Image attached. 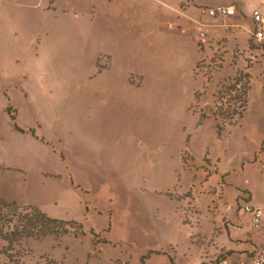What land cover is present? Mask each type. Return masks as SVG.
<instances>
[{
  "label": "rangeland",
  "instance_id": "374dc122",
  "mask_svg": "<svg viewBox=\"0 0 264 264\" xmlns=\"http://www.w3.org/2000/svg\"><path fill=\"white\" fill-rule=\"evenodd\" d=\"M254 2L264 14V4ZM87 23L88 31H97L98 22ZM12 26L18 27L17 34L0 37V110L14 115V127L22 117L24 124L33 122L35 128H42L40 138L50 149L45 169L57 171L72 183L77 195H71L68 202L75 205L71 208L76 213L87 217L81 220L83 236L68 232L58 238H26L20 246L6 245V254L17 257V264H107L110 260L113 264H180L191 260L182 254L185 244L179 246L177 255L162 244L171 237L173 242H189L187 232L198 240L199 233L209 237L213 231L208 226L214 220V191L199 195L198 177L192 178L189 160L201 159L211 171L220 150L227 153L225 163L249 160L246 166L264 173L262 142L241 129L233 132L244 117L240 124L230 126L226 118L202 112L192 93L196 84L191 73L182 74L183 66L168 64L169 54L154 53L153 38L143 32L132 36L138 48L132 68H125L124 63L108 66L107 57L98 53H103L102 42L94 34L64 38L53 59L61 67L48 68V63L39 65L43 59H35L34 30L19 20L7 27ZM51 78H56L54 98L44 97L41 84L50 83ZM19 87L33 95L32 101L17 100L22 98L16 95ZM23 147L32 151L29 143ZM2 149L7 153H0L4 161L0 176L12 174L23 181L25 172L35 174L18 168L22 162L7 136ZM5 192L22 201L39 197L30 184L23 190L15 183H0V196ZM80 206L82 212L77 209ZM61 215L66 217L67 212ZM89 237L92 241L86 242ZM211 259L214 253L203 256L202 263L214 264Z\"/></svg>",
  "mask_w": 264,
  "mask_h": 264
},
{
  "label": "crops",
  "instance_id": "0c3cea01",
  "mask_svg": "<svg viewBox=\"0 0 264 264\" xmlns=\"http://www.w3.org/2000/svg\"><path fill=\"white\" fill-rule=\"evenodd\" d=\"M239 1L241 0H0V37L4 34H17L18 27H7L12 20L26 22L29 30H34L36 38L35 59H43L39 65L48 63V68H56L61 66L58 65L59 62H53V59L56 60L55 56L59 55V43L64 38L94 34L102 42L103 53H98L107 57L108 66L111 63H124L125 68H132L138 60L135 52L138 50L137 43L132 44V36L143 32L147 38H153L155 46L152 45L151 48L154 53L159 56L169 54L168 64L178 69L183 66L182 74L191 73L196 84L192 93L202 112L212 113L219 106L225 108L229 94H233L242 85L246 87L244 119L233 132L241 129L242 133L253 135L256 140L261 141V158L264 160V42L253 37L252 18L253 10L260 9L255 0H247L245 3ZM259 1L264 4V0ZM218 4L233 5L234 13L227 16L209 15L206 8ZM89 21L98 22L97 31L87 30ZM201 31L206 36H199V40L196 36ZM65 42L66 40L61 44ZM209 75L211 77L205 81ZM234 77H238V81L234 82ZM55 80L56 78H51L50 83L42 82L44 97L51 95L54 98ZM232 83L235 84L234 88L226 89L223 95H219L222 88ZM8 88L9 86L3 90ZM18 91L20 92L16 95L22 98L17 100L32 101L33 95L30 97L26 88L19 87ZM4 113L6 111L0 110V153H7L4 152L6 148L2 149L7 136L8 140L13 141L16 155L22 162L18 168L21 171L23 168L29 169L35 174L31 176L23 171L26 174L23 181L12 177V174H5L0 176V183L6 186L15 183L23 190H27L30 184L37 189L39 197L34 200L26 197L22 201L5 192L0 198L20 205L36 204L51 217L82 222L87 215L76 213L71 208L75 205L68 202L76 188L64 175L45 169L44 159L50 149L44 139L40 138L42 128L39 125L35 128L31 125L33 122L24 124L21 117L16 127L29 131H19V128L12 125L11 117ZM25 143H29L32 151L23 147ZM226 154L219 150L214 155L216 163L214 169H211L213 174L206 167L209 165L201 159L194 162L189 160L188 168L194 171L192 178L196 179V175L198 177L199 195L204 191H214V220L209 222L208 228H213L209 237L199 233L198 240H193V235L187 232L189 242H173L171 237L162 243L166 248H171L175 255L179 254V246L186 245L182 254L194 261L185 259L180 264H203V256H212L213 253V262L220 257H225L230 264L249 262L264 243V228H255L250 214L241 208L244 203L264 206V173L250 164L246 166L249 160L225 163ZM223 155L224 158L220 160ZM33 163L40 167L33 166ZM188 186L192 188L194 185L190 181ZM77 209L83 211L81 206ZM64 210L67 212L66 217L61 215ZM85 211L88 212L87 205ZM203 236H207L204 242ZM90 241L89 237L86 242ZM208 244L212 247L204 248ZM107 264L113 262L110 260Z\"/></svg>",
  "mask_w": 264,
  "mask_h": 264
},
{
  "label": "trees",
  "instance_id": "16d2710c",
  "mask_svg": "<svg viewBox=\"0 0 264 264\" xmlns=\"http://www.w3.org/2000/svg\"><path fill=\"white\" fill-rule=\"evenodd\" d=\"M238 79V77H234L233 81L236 82ZM234 86V83L225 86L220 90L219 95H223L226 89L234 88ZM245 88L242 85L233 94H229L227 106L225 108L219 106L212 113L226 118V123L230 126L238 125L246 108L247 89ZM229 105L230 107H228ZM10 116L14 119V115ZM217 126V132L221 134L220 126ZM68 232H72L74 236L85 234L82 223L79 221L54 218L36 205H20L0 198V264H17L18 261L17 257L6 254V245L20 246L21 241L26 238L45 236L58 238Z\"/></svg>",
  "mask_w": 264,
  "mask_h": 264
},
{
  "label": "built area",
  "instance_id": "2783aa9c",
  "mask_svg": "<svg viewBox=\"0 0 264 264\" xmlns=\"http://www.w3.org/2000/svg\"><path fill=\"white\" fill-rule=\"evenodd\" d=\"M211 16H227L234 13V6L231 4H218L214 7L206 9ZM252 18L254 22L253 37L259 42H264V16L258 9L253 10ZM200 37H205L204 31L199 33ZM261 169L264 171V160L260 163ZM242 210L250 214L255 228H264V206L252 205L244 203ZM214 264H230L225 257H220ZM237 264H264V243L252 255L249 262H238Z\"/></svg>",
  "mask_w": 264,
  "mask_h": 264
}]
</instances>
